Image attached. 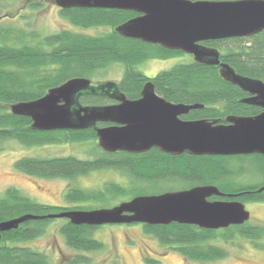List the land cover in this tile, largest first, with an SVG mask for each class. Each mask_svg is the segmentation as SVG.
Returning a JSON list of instances; mask_svg holds the SVG:
<instances>
[{"label":"trees","instance_id":"16d2710c","mask_svg":"<svg viewBox=\"0 0 264 264\" xmlns=\"http://www.w3.org/2000/svg\"><path fill=\"white\" fill-rule=\"evenodd\" d=\"M1 2L6 1L0 0ZM32 7L38 10L42 4ZM60 14L72 27L52 35L41 36L35 31L0 26V142L13 140L25 146L98 142L94 128L35 131L32 129L31 119L12 114L11 107L39 100L50 90L60 87L69 80L93 78L95 72L107 69L112 64L124 65L126 70L123 79L119 83L92 84L93 87L80 97L81 106H106L115 103V99L120 95L129 100H136L141 97L144 86L149 82L155 86L157 94L161 97L185 105L195 104L202 98L217 95L216 90L222 87L220 82L223 78L213 69L180 64L155 77H148L139 71L137 67L143 63L167 60L176 57L177 54L161 46L120 36L116 28L135 17L131 12L69 9L61 10ZM92 28H105L109 31L100 35L78 31ZM262 52L253 53V56L257 57H249L248 62H252L251 66H248L247 62L245 65L241 55L231 53L228 59L241 73L264 80ZM99 150L101 155L90 161L72 156L50 159L25 157L17 161L15 167L31 177L69 181L104 169L127 171L136 181L137 187L126 189L111 184L99 191L70 188L65 194L67 202L87 205L72 209L40 205L17 190H8L0 199V223L26 215L44 217L69 210L89 211L94 209L92 205L95 203L108 207L119 197L128 194L145 196L152 190L154 193L161 191L163 188L161 185L166 188L167 183L173 181L186 184L185 190L197 186L217 185L223 192L245 191V186L237 185L230 180L227 184H222V179L225 180L226 176H236L233 172L227 171L222 164L230 157L172 156L156 149L144 154H110L103 152L100 147ZM257 160L259 170L264 172V156ZM246 190L252 191L257 188ZM241 201L262 203L264 193L259 191L252 193ZM51 221L53 220L28 221L18 230L4 234L0 264H49L46 255L24 245L43 236L46 226ZM142 227L147 235L153 236L163 245H176L175 250L182 256L196 262H213L227 258L226 250L211 244L212 242L221 239L231 242L236 236L250 240L264 237V226L231 227L220 231L175 223L169 226ZM98 228L75 226L65 220L59 232L68 248L78 252H98L105 248L102 242L92 236ZM87 262L88 259L81 256L74 259L72 264Z\"/></svg>","mask_w":264,"mask_h":264},{"label":"water","instance_id":"95a60500","mask_svg":"<svg viewBox=\"0 0 264 264\" xmlns=\"http://www.w3.org/2000/svg\"><path fill=\"white\" fill-rule=\"evenodd\" d=\"M60 10L102 9L136 12L140 16L116 28L126 38L191 54L210 66L219 65L218 51L199 43L210 40L250 37L264 31V0L237 2H191L189 0H53ZM223 79L254 92L264 107V83L246 80L228 66ZM89 79L76 78L50 90L43 98L15 104L12 114L28 117L39 132L73 131L94 128L98 146L115 154H144L158 149L164 154L195 157L264 156V114L256 118L229 120L231 125L207 121L183 122L180 116L199 105L172 104L147 83L139 100L118 96L117 105L83 107L80 97L92 88ZM99 124H111L98 127ZM264 191V188L259 192ZM225 196L215 186L159 195L138 196L128 202L91 211H65L36 217L26 215L0 223L3 235L32 220H68L75 226L106 225L196 226L219 231L250 222L251 213L242 202H211Z\"/></svg>","mask_w":264,"mask_h":264},{"label":"rangeland","instance_id":"374dc122","mask_svg":"<svg viewBox=\"0 0 264 264\" xmlns=\"http://www.w3.org/2000/svg\"><path fill=\"white\" fill-rule=\"evenodd\" d=\"M5 1L0 3V26L3 28L23 29L28 32L35 31L41 36H47L72 27L70 22L61 16V10L53 0ZM37 4H42V7L38 10L33 9L32 6ZM78 31L89 35H100L107 33L109 30L92 28ZM189 61L188 58L171 61L156 60L143 63L137 68L148 77H155L163 71ZM125 70L122 64H112L107 69L95 72L93 78L89 80L93 85L107 82L119 83L124 77ZM99 155H101V151L97 141L43 146H25L13 140L2 141L0 142V199L4 197L8 190L14 189L40 205L72 209L87 205L68 203L65 194L70 188L99 191L104 190L107 185L111 184L126 189L137 187L136 181L127 171L104 169L69 181L31 177L15 167V163L25 157L50 159L72 156L83 161H90L96 159ZM257 163L258 160L251 157L224 160L222 162L224 168L236 175L235 177L228 175L225 179L233 183L236 182L237 185L245 186V191H249L246 190L249 187L259 188L264 184V178L262 177V171L259 173ZM167 184H165L168 186L166 188L161 185L163 187L161 191H155L154 193L152 190L145 196L187 189L186 184L179 181ZM136 197L138 196L129 194L119 197L113 200L114 202L108 207L98 203L91 204L94 206L92 210L113 208ZM243 203L246 210L251 213L250 222L243 226H264V202ZM63 220L49 222L43 236L27 242L24 246L46 255L49 264H72L74 259L81 256L86 257L89 261L83 264H264V237L250 240L236 236L231 242H225L222 239L212 242L211 244L226 250L227 258L213 262H196L182 256L175 250L176 245H163L153 236L147 235L144 232L143 225H106L99 227L93 232L92 236L95 240L102 242L105 248L98 252H78L66 246L64 237L59 232L60 227L65 222V219Z\"/></svg>","mask_w":264,"mask_h":264},{"label":"flooded vegetation","instance_id":"af4514ba","mask_svg":"<svg viewBox=\"0 0 264 264\" xmlns=\"http://www.w3.org/2000/svg\"><path fill=\"white\" fill-rule=\"evenodd\" d=\"M191 2H237V1H249V0H189ZM135 14L134 18H137L140 16L139 13L131 12ZM151 45V44H150ZM199 45L213 51H218L220 54V62L219 65H207L199 63L195 60V57L191 54L184 53L182 51H172L173 53L177 54L176 57L169 58L167 60H161V61H171L179 58H188L190 61L188 63H181L185 65H191V66H197L205 69H213L219 73L221 76V71L223 69V66H228L231 69L234 70L236 75L250 81H260L264 83V80L259 77H253L250 74L241 73L239 68L233 64L229 58V55L236 54L242 56V61H244L245 65L247 62L248 66L252 65V62L250 63L249 57H257L253 56V53L256 52H262L264 51V31L250 36V37H241V38H229V39H223V40H210V41H204L199 43ZM158 46V45H155ZM165 49V48H164ZM179 54V56H178ZM264 55V52H262ZM156 61V60H152ZM180 65V64H178ZM175 67V66H174ZM222 77V76H221ZM220 89L216 90L217 95L214 96H208L206 98H202L201 101L191 104V105H199L202 106L198 109L191 110L188 114L182 115L179 117V119L183 122H197V121H207L210 123H215L216 125H223L228 126L231 125L229 120L232 119H250V118H256L262 114H264V107L259 104V97L257 94H254V92L247 91L243 88H241L238 85H235L225 79L221 80ZM141 98V97H140ZM140 98L136 99L139 100ZM115 103L112 105H117L119 102L117 99H115ZM167 100V99H166ZM170 102L169 100H167ZM172 104H177L170 102ZM107 106V105H106ZM101 127H108L111 126V124H101ZM155 149V148H154ZM152 149V150H154ZM151 150V151H152ZM158 150V149H156ZM150 152V151H149ZM118 153H124V152H118ZM148 153V152H147ZM117 154V153H115ZM188 155L183 154L181 156ZM191 156V155H190ZM261 155H250V156H233L230 157V159H244L247 157H251L254 160H257L263 156ZM259 169V168H258ZM261 169L260 172L261 173ZM262 177L264 178V172L262 171ZM222 184H227L228 181L226 179H222ZM236 183V182H235ZM207 186H215L219 190L220 188L217 185H207ZM254 188V187H249ZM258 188V187H255ZM264 188V184L259 187L257 190L252 191H243V192H223L220 190L221 193H223L225 196L223 197H213L209 199L211 202L215 201H221V202H242L245 198V196H249L252 193H256ZM264 193V191L260 192Z\"/></svg>","mask_w":264,"mask_h":264}]
</instances>
